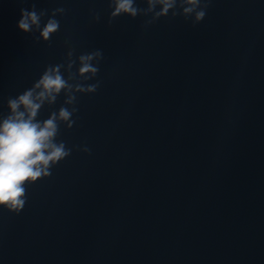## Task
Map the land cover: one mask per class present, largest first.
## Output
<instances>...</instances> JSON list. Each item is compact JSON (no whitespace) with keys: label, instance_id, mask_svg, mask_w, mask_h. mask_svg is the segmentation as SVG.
<instances>
[{"label":"water","instance_id":"water-1","mask_svg":"<svg viewBox=\"0 0 264 264\" xmlns=\"http://www.w3.org/2000/svg\"><path fill=\"white\" fill-rule=\"evenodd\" d=\"M33 3L66 10L50 42L17 27ZM110 11L0 0V115L70 47L104 55L60 125L71 155L18 215L0 208V264H264V0H212L195 26Z\"/></svg>","mask_w":264,"mask_h":264},{"label":"clouds","instance_id":"clouds-1","mask_svg":"<svg viewBox=\"0 0 264 264\" xmlns=\"http://www.w3.org/2000/svg\"><path fill=\"white\" fill-rule=\"evenodd\" d=\"M212 0H144L146 7H139L136 0H108L109 23L127 15L149 17L143 27L147 28L164 17H183L191 20L193 26L202 22ZM66 10L58 7L51 10L21 8L17 27L23 33H36V42H50L60 30V21ZM45 17H48L46 21ZM100 14L94 13L93 20L100 21ZM43 22V26H42ZM67 44L68 42L65 41ZM75 50L69 48L61 63L45 67L39 79L16 97L7 99V115H0V208L19 214L27 202V186L47 179L52 168L72 153V148L58 140L60 125L73 128L79 111L78 94H93L100 81L93 80L99 73L104 59L99 49L80 54L74 58ZM78 65V66H77ZM75 68V70H74ZM63 95V104L51 111L48 118L38 119L41 110L56 104ZM78 119V117H77ZM90 152L86 146L81 149Z\"/></svg>","mask_w":264,"mask_h":264}]
</instances>
